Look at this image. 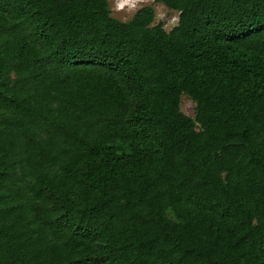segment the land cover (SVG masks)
Returning a JSON list of instances; mask_svg holds the SVG:
<instances>
[{
	"label": "trees",
	"instance_id": "1",
	"mask_svg": "<svg viewBox=\"0 0 264 264\" xmlns=\"http://www.w3.org/2000/svg\"><path fill=\"white\" fill-rule=\"evenodd\" d=\"M156 1L0 0V264H264V0Z\"/></svg>",
	"mask_w": 264,
	"mask_h": 264
},
{
	"label": "rangeland",
	"instance_id": "2",
	"mask_svg": "<svg viewBox=\"0 0 264 264\" xmlns=\"http://www.w3.org/2000/svg\"><path fill=\"white\" fill-rule=\"evenodd\" d=\"M112 16L120 21L131 19L135 11L143 6L151 5L155 13V22H163L166 30H170L178 21V12L166 8L156 0H107ZM195 102L186 94L180 98V109L190 117L195 114Z\"/></svg>",
	"mask_w": 264,
	"mask_h": 264
}]
</instances>
